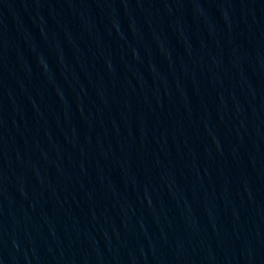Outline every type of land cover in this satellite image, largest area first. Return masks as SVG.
<instances>
[{
  "label": "water",
  "instance_id": "obj_1",
  "mask_svg": "<svg viewBox=\"0 0 264 264\" xmlns=\"http://www.w3.org/2000/svg\"><path fill=\"white\" fill-rule=\"evenodd\" d=\"M0 264H264V0H0Z\"/></svg>",
  "mask_w": 264,
  "mask_h": 264
}]
</instances>
